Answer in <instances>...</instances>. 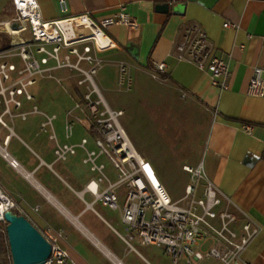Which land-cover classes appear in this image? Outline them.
Returning a JSON list of instances; mask_svg holds the SVG:
<instances>
[{"label": "crops", "instance_id": "1", "mask_svg": "<svg viewBox=\"0 0 264 264\" xmlns=\"http://www.w3.org/2000/svg\"><path fill=\"white\" fill-rule=\"evenodd\" d=\"M37 2L44 21L85 13L100 20L118 14L122 6L135 18L137 28L114 25L107 29L117 48L100 54L115 82L121 85L120 79L128 78V109L138 125L133 136L136 142L149 140V150L141 154L128 136L130 141L151 163L167 192L171 186L165 168L176 172L185 190L190 175L183 166L202 165L207 179L226 196L221 208L237 216L234 228L240 233L242 224L250 221L260 230L244 251L243 261L264 264V97L247 93L253 69H264V0H67L66 13L58 0ZM164 4L165 12L158 9ZM192 26L205 31L214 54L229 62L228 89L215 87L208 71L178 59L176 45ZM30 39L27 23L16 20L11 0H0V52ZM160 63L165 64L163 72L156 70ZM120 66L125 67L124 73ZM54 76L60 82L37 79L30 88L34 100H24L22 110L37 105L55 114L56 121L61 115V135L54 124L59 143H78L87 137L88 147L93 148L92 137L82 125H77L71 139L65 138V113L81 96L78 74L59 70ZM141 99L149 106L142 109ZM3 111L0 103V116ZM3 120L7 126L0 124V188L15 202L17 214L67 252L66 264H172L162 249L123 239L121 209L94 201L85 189L98 175L83 163L82 149L65 161H56L54 149L45 148L50 138L40 129L42 115L31 114L26 120L4 115ZM244 125L252 127L251 134L243 131ZM4 150L19 162L20 171L3 158ZM101 161L109 179L116 181L112 165L106 158ZM40 172H51L49 187L37 179ZM105 186L101 182L99 187ZM115 191L122 206L126 187ZM211 245L208 240L196 248L204 251ZM178 264H186L185 259ZM192 264L221 263L204 259Z\"/></svg>", "mask_w": 264, "mask_h": 264}, {"label": "built area", "instance_id": "2", "mask_svg": "<svg viewBox=\"0 0 264 264\" xmlns=\"http://www.w3.org/2000/svg\"><path fill=\"white\" fill-rule=\"evenodd\" d=\"M11 3L16 20L27 23L31 39L0 52V103L4 106L0 124L7 126L4 115L26 120L31 114H40L43 116L41 131L55 143L56 161H65L82 149L85 153L83 163L98 175L85 189L93 195L94 201H100L112 210L121 209L126 231L123 239L128 244L138 239L143 245L162 249L172 264H178L182 258L186 264L204 259H216L221 264H246L242 255L258 235L259 228L250 221L242 224L240 233L234 228L237 216L227 207L221 208L226 196L207 179L202 165L183 166L190 175V182L183 196L173 200L151 163L130 141L119 121L123 111L111 108L96 84L95 76L103 65L100 54L117 48L107 29L114 25L137 28L135 18L122 6L118 14L100 20L85 13L44 21L37 0H11ZM58 4L61 12L66 13L67 0H58ZM223 26L234 27L231 23ZM176 51L178 59L208 71L215 87L229 88V62L214 54L207 34L200 27H190L176 45ZM15 59L19 60V65ZM120 68L124 73L125 67ZM59 70L77 73V87L81 90L80 98L75 99L65 113V138L71 139L77 125H82L90 131L93 148L88 147L87 137L78 143H59L54 127L55 114H47L37 105H32L29 111L22 110L24 100H34L30 88L37 79H56L54 72ZM156 70L163 72L165 64H156ZM247 93L264 97L263 68L253 69ZM242 129L247 134L252 133L250 125H244ZM2 156L12 168L21 170L19 162L6 150ZM102 158L112 165L116 181L109 179ZM101 182L106 183L103 189L99 187ZM122 185L126 187V195L119 206L115 189ZM15 207V202L0 188V264H12L9 245L4 239L7 237L4 215ZM45 238L51 244L48 264H66L67 252L55 244L53 237ZM208 240H212V245L206 250L196 248Z\"/></svg>", "mask_w": 264, "mask_h": 264}, {"label": "rangeland", "instance_id": "3", "mask_svg": "<svg viewBox=\"0 0 264 264\" xmlns=\"http://www.w3.org/2000/svg\"><path fill=\"white\" fill-rule=\"evenodd\" d=\"M105 61L106 62H104L102 67L99 69L98 74L95 76V81L97 82L98 86L100 87L103 96L105 97L106 101L111 106V108H113V109L114 108H121V110L124 111V115L119 117V121L122 124L123 128L126 130L128 136L132 140L136 149L141 154H143L145 151V148L149 150L150 142H149V140L146 142L143 139H139L138 142H136L135 138L133 136V134L136 132L135 128H137L138 125L136 122L137 127L135 126V124H134L135 120H133V118L131 116L132 112L130 109H128L127 97L129 94L128 87L130 85L128 82V78L125 77L123 79H120L121 85H119L118 80H117V82H115L113 76H111L110 73L107 71L108 68L105 66L108 65V62H107V60H105ZM47 80H49V79H47ZM150 80H151V82H154V80L152 78H150ZM157 80L159 82V79H157ZM158 82H157V84H158ZM120 86H121V88H120ZM60 87H62V86L60 85ZM131 93H132V91H131ZM143 100L144 99L140 100V104H141L142 109L146 106L147 107L149 106V104L144 102ZM140 112L143 114L142 110H140ZM59 123H61V115H59V119L55 123L57 132L59 135H61L62 128L59 126ZM88 132H90V131H88ZM48 141L49 142L45 143V148L49 149V150H51L52 148L54 149L53 142L50 139ZM148 150H146V151H148ZM164 171L166 173V175L165 174L164 175L167 178H169V182H170V186H171L169 189L167 188L169 194L171 195V197L173 199H176V198L180 199L184 194V188L180 182L178 175H176L175 171H171L170 168H165ZM36 177L46 187H49L51 185V172H50V174L49 173L44 174L43 172H40V173L36 174ZM189 182H190V179H189ZM4 239H5V241L8 242L6 236L4 237Z\"/></svg>", "mask_w": 264, "mask_h": 264}, {"label": "water", "instance_id": "4", "mask_svg": "<svg viewBox=\"0 0 264 264\" xmlns=\"http://www.w3.org/2000/svg\"><path fill=\"white\" fill-rule=\"evenodd\" d=\"M167 5H159L165 12ZM6 233L12 264H48L51 244L25 217L12 211L5 213Z\"/></svg>", "mask_w": 264, "mask_h": 264}, {"label": "trees", "instance_id": "5", "mask_svg": "<svg viewBox=\"0 0 264 264\" xmlns=\"http://www.w3.org/2000/svg\"><path fill=\"white\" fill-rule=\"evenodd\" d=\"M12 212H13L15 215H19V214H17L14 210H12Z\"/></svg>", "mask_w": 264, "mask_h": 264}, {"label": "bare ground", "instance_id": "6", "mask_svg": "<svg viewBox=\"0 0 264 264\" xmlns=\"http://www.w3.org/2000/svg\"><path fill=\"white\" fill-rule=\"evenodd\" d=\"M30 179H31V177H30Z\"/></svg>", "mask_w": 264, "mask_h": 264}]
</instances>
